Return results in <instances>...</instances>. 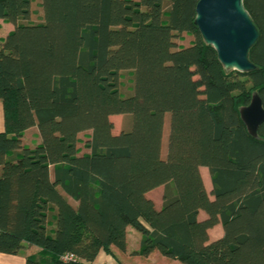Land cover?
<instances>
[{
  "label": "trees",
  "instance_id": "16d2710c",
  "mask_svg": "<svg viewBox=\"0 0 264 264\" xmlns=\"http://www.w3.org/2000/svg\"><path fill=\"white\" fill-rule=\"evenodd\" d=\"M199 1L40 0L37 22L34 0H0V21L15 26L0 44V253L28 245L41 251L26 264H92L126 251L132 227L145 257L264 264V124L253 137L240 114L255 93L264 101V0H244L260 33L249 73L227 71L205 43ZM184 33L189 47L176 43ZM117 115L132 116L129 130L114 133ZM33 127L42 143L31 148ZM159 187L160 210L147 197Z\"/></svg>",
  "mask_w": 264,
  "mask_h": 264
},
{
  "label": "water",
  "instance_id": "95a60500",
  "mask_svg": "<svg viewBox=\"0 0 264 264\" xmlns=\"http://www.w3.org/2000/svg\"><path fill=\"white\" fill-rule=\"evenodd\" d=\"M195 24L205 43L212 46L227 71L249 73L257 67L250 60V51L260 33L246 10L244 0H200ZM249 133L258 137L264 124V101L258 93L250 105L240 111Z\"/></svg>",
  "mask_w": 264,
  "mask_h": 264
},
{
  "label": "crops",
  "instance_id": "0c3cea01",
  "mask_svg": "<svg viewBox=\"0 0 264 264\" xmlns=\"http://www.w3.org/2000/svg\"><path fill=\"white\" fill-rule=\"evenodd\" d=\"M0 44L4 42L7 36L14 31L15 26L11 23L0 21ZM5 131L4 106L0 101V133ZM42 143L37 127H33L26 131L23 137V144L34 148ZM88 153V152H87ZM203 180L207 190H212V182L209 170L205 167L201 169ZM164 187H159L147 194L151 199L156 209L160 210L163 205ZM200 220L207 219V214L201 211L199 214ZM210 240L212 242L221 239L224 235V230L221 224L215 226L209 231ZM142 234L132 227L127 229V247L126 251H121L116 247H112V253L101 251L96 260L92 264H182L181 262L169 259L161 255L160 252L154 251L149 256L145 257L139 254L142 244ZM41 251L36 246L25 245V248L19 255H8L0 253V264H26L27 258L31 255H36Z\"/></svg>",
  "mask_w": 264,
  "mask_h": 264
},
{
  "label": "rangeland",
  "instance_id": "374dc122",
  "mask_svg": "<svg viewBox=\"0 0 264 264\" xmlns=\"http://www.w3.org/2000/svg\"><path fill=\"white\" fill-rule=\"evenodd\" d=\"M133 1H140V0H133ZM33 11H34V17L33 20L35 21H40L43 12L40 6V0H34L33 4ZM194 42V37L190 36L188 34H182L181 36L176 38V43L179 47H189L191 43ZM132 87V74L130 72H123L122 76V85H121V91L124 93H127L128 90ZM122 93L121 95L123 97H127V94ZM132 95V89L129 92V95ZM111 121L114 124V133L119 134L122 131L129 130V128L132 125V116L131 115H117L113 116L111 118ZM169 122H170V115L168 114L165 119V128H164V139H163V149H164V154L167 153V146H168V137H169ZM87 134H81L79 136L81 142L78 145V147L81 149L82 153H87L89 152L87 149H85V143L87 141ZM210 193L211 191L208 190Z\"/></svg>",
  "mask_w": 264,
  "mask_h": 264
},
{
  "label": "built area",
  "instance_id": "2783aa9c",
  "mask_svg": "<svg viewBox=\"0 0 264 264\" xmlns=\"http://www.w3.org/2000/svg\"><path fill=\"white\" fill-rule=\"evenodd\" d=\"M73 259H75L73 255H64L63 256L64 261H72Z\"/></svg>",
  "mask_w": 264,
  "mask_h": 264
}]
</instances>
